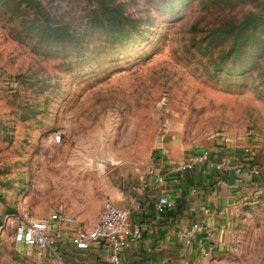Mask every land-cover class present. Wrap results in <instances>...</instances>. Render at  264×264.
I'll return each mask as SVG.
<instances>
[{
  "label": "rangeland",
  "instance_id": "1",
  "mask_svg": "<svg viewBox=\"0 0 264 264\" xmlns=\"http://www.w3.org/2000/svg\"><path fill=\"white\" fill-rule=\"evenodd\" d=\"M245 19L239 46L215 38ZM258 72L264 0H0V264H58L17 244V223L66 203L95 217L103 176L147 184L199 149L250 155L261 171L227 264H264Z\"/></svg>",
  "mask_w": 264,
  "mask_h": 264
},
{
  "label": "crops",
  "instance_id": "2",
  "mask_svg": "<svg viewBox=\"0 0 264 264\" xmlns=\"http://www.w3.org/2000/svg\"><path fill=\"white\" fill-rule=\"evenodd\" d=\"M214 150L218 153V159L228 157L221 154L219 149ZM183 159L163 161V165L153 171L147 184L132 183L126 188L124 180L115 186L112 175L102 177L106 202L110 201L115 206L128 210L131 229L135 230L138 227L143 236L140 241L122 250L121 264L229 262L227 253L234 247V238L251 215L250 210L244 206L256 200L249 198L244 189L258 184H239L231 189L227 184L228 173L218 174L208 166L178 175L174 167ZM233 159L234 164H245L241 157ZM243 173H247L246 169ZM95 177L97 178L96 175ZM161 196L167 197L175 204L174 210L169 214L160 215L156 211ZM59 207L75 219L71 231L64 232L65 229H62L58 238L56 251L62 263L111 264L110 248L107 243H95L89 250L82 251L78 250L70 239L72 230L94 227L100 221L103 209L95 217H86L76 206L68 203ZM28 208L30 213L34 212L32 206ZM54 210L50 209L52 212ZM196 224L199 225V229L195 230L196 238L188 242L187 233ZM199 244H203V247ZM206 253L209 255L206 256ZM57 261L61 264L59 259Z\"/></svg>",
  "mask_w": 264,
  "mask_h": 264
},
{
  "label": "built area",
  "instance_id": "3",
  "mask_svg": "<svg viewBox=\"0 0 264 264\" xmlns=\"http://www.w3.org/2000/svg\"><path fill=\"white\" fill-rule=\"evenodd\" d=\"M54 140L60 143L62 135L55 134ZM248 153V151H246ZM232 157H223L218 159V153L214 150L199 149L188 154L181 162L175 164L174 171L178 175H183L194 171L200 167H209L218 174L225 175L233 166L245 167L250 176V185L258 184L257 180L261 177V171L253 166V159L249 155L244 159L245 164H234ZM239 184L236 185V187ZM235 187V188H236ZM175 204L167 197L161 196L156 205V211L160 215H166L172 212ZM130 212L126 209L115 206L112 202H105L103 214L100 221L91 229H74L70 237L72 244L82 251L90 249L91 245L99 242L107 243L110 248L111 264H121L120 253L128 248L132 243L142 239V232L137 227L132 230L129 225ZM75 224V219L70 216L63 208L58 207L49 216L39 220L21 221L15 226L14 241L17 244H23L29 247H36L40 252L50 251L62 263L56 251L58 238L62 232V227L71 229ZM199 225L193 226V229L187 233L188 242L196 238L195 230ZM203 247V244H199ZM206 256L209 254L206 253Z\"/></svg>",
  "mask_w": 264,
  "mask_h": 264
},
{
  "label": "trees",
  "instance_id": "4",
  "mask_svg": "<svg viewBox=\"0 0 264 264\" xmlns=\"http://www.w3.org/2000/svg\"><path fill=\"white\" fill-rule=\"evenodd\" d=\"M248 23H249V21L247 19H245V21L240 26H233L231 28H223V30H221L219 33H217V36L215 38L233 37L234 42L237 43V46H239L240 45V39H239L240 35H239V32H237L236 30L237 29H243ZM114 30L119 31L117 33V35H118L117 38L120 39L122 37V33L120 32V28H116ZM245 45H246V41L243 42V45L241 48H238V47L235 48V52L240 51ZM238 54L240 55V53H238ZM253 66H254V68L252 70H250L249 72H252V74H256L255 69H259V68L256 67V65H253ZM229 70L233 73L243 74V72H245L244 67H242V66L232 67ZM258 78H259L260 84L264 87V73L258 72Z\"/></svg>",
  "mask_w": 264,
  "mask_h": 264
},
{
  "label": "water",
  "instance_id": "5",
  "mask_svg": "<svg viewBox=\"0 0 264 264\" xmlns=\"http://www.w3.org/2000/svg\"><path fill=\"white\" fill-rule=\"evenodd\" d=\"M244 170L245 167L233 166L228 171L227 184L231 189L235 188L237 184L250 181L248 172L243 173Z\"/></svg>",
  "mask_w": 264,
  "mask_h": 264
}]
</instances>
